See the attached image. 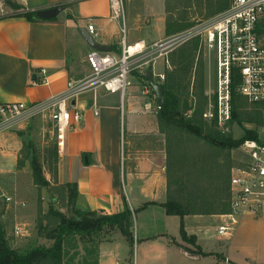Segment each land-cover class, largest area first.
<instances>
[{
    "label": "crops",
    "instance_id": "1",
    "mask_svg": "<svg viewBox=\"0 0 264 264\" xmlns=\"http://www.w3.org/2000/svg\"><path fill=\"white\" fill-rule=\"evenodd\" d=\"M22 4L31 12L56 6L64 9L52 19L0 14V104L49 99L64 92L69 79L88 74L87 55L92 47L84 36L90 19L99 31L96 41L108 45L110 52L119 51L121 23L110 18L108 0H24ZM125 6L129 43L167 36L166 0H125ZM43 68L50 75L48 84L38 82ZM166 68L170 65L159 59L146 72H152L154 82L161 84L158 74H164ZM139 74L130 77L125 95L98 89L73 99L71 108L79 110L82 118L68 129L64 146L58 149L56 184L77 185L80 209L116 214L124 210L126 201L133 213V252L120 230H108L98 247V264H135L141 258L152 263L158 256H173L171 264H216L217 254L229 264H264V207L256 217L245 214L229 238L219 234L222 214L186 215L187 235L195 236L197 245L210 254L187 251L191 246L181 238L179 216L168 214L160 205L170 199L169 138L159 121L156 92L143 94L150 81ZM31 121L0 130V174L18 163L24 139L18 131H24ZM43 128L46 130V125ZM14 203L17 201H9ZM147 203L156 204L145 206ZM19 206L25 207L26 202ZM8 214L11 219H6V214L1 218L7 223L6 240L11 248L20 250L30 242V235L15 236V228L24 222H17L16 211ZM145 246L151 251L141 250ZM158 249L162 255H157Z\"/></svg>",
    "mask_w": 264,
    "mask_h": 264
},
{
    "label": "rangeland",
    "instance_id": "2",
    "mask_svg": "<svg viewBox=\"0 0 264 264\" xmlns=\"http://www.w3.org/2000/svg\"><path fill=\"white\" fill-rule=\"evenodd\" d=\"M217 1L166 0L167 19L177 24H191V27L201 22L211 21L221 13L218 11ZM227 1L230 2V0H221L222 4ZM195 43H197V49L194 51L191 67L180 74V69L185 66L175 64V58L178 57L181 48L186 45L192 46ZM169 62L170 68H166L164 73L165 80L160 81L161 85L163 87L165 85L167 89V95L164 96L165 101L170 104L178 117L187 120L186 114L191 111L192 117L189 121L217 129L204 118V113L209 109L210 97L213 96L215 89L214 53L205 48L200 36H194L171 53ZM141 75L144 77V74ZM235 91L237 117L222 130V134L233 139H240L245 134V130L252 129L256 130L259 139L264 141V122H259V120H264V105L250 103L237 92L236 88ZM32 119L33 121L26 125L27 128L24 131H18L23 133L25 142L18 163L9 165L0 174V223L5 229V236L7 234L6 222L1 221V218L3 214H6V219H11L8 212L14 213L15 211L18 217L17 222H24L19 227L24 228L30 235L28 238L30 242L20 251L42 245L51 246L54 243L51 238L53 230L59 223V217L52 213V210L70 215L73 206L68 195L69 189L56 184L58 144L56 136L48 132L49 129H53V126L40 116ZM45 125L46 130L43 128ZM163 129L169 138L170 147L168 165L171 184L170 199L183 203L196 199L198 205L205 207L213 205L218 209L220 202L215 201L218 196L222 197V207L229 204L231 170L235 166H241L244 158L239 147L231 151L227 148L220 149L184 130L166 126ZM31 159L36 161L42 174L50 181L49 187L37 186L34 183ZM220 192L221 196L218 195ZM7 197H12L17 204L10 205ZM22 202H26V206L20 208L19 205ZM109 233L110 231L106 229L90 235L67 237L60 264H98L99 244L106 239V234ZM133 235L136 236L135 230ZM134 244L135 240L131 251ZM135 248L137 250V247ZM141 250L151 251L148 246ZM155 251L157 255L163 254L162 250ZM172 257L158 256L159 259L152 260V263H145V259L141 258L137 259L135 264H171ZM136 258H138V251Z\"/></svg>",
    "mask_w": 264,
    "mask_h": 264
},
{
    "label": "built area",
    "instance_id": "3",
    "mask_svg": "<svg viewBox=\"0 0 264 264\" xmlns=\"http://www.w3.org/2000/svg\"><path fill=\"white\" fill-rule=\"evenodd\" d=\"M24 0H0V14L25 12ZM84 1V0H83ZM110 18L121 23V42L117 53L92 48L87 55L90 72L79 79H69L64 92L49 99L26 104L10 102L0 104V130L10 129L20 121L36 116L48 118L56 136L58 149H62L66 132L82 118L71 102L82 93L103 89L125 95L134 72L145 74L157 60L169 66L171 53L194 36H200L205 48L215 55V89L210 97L204 118L222 132L233 120V87L250 103L264 105V0H230L229 7L214 19L201 22L175 34L152 42L144 40L129 43L125 0H108ZM15 5L22 8L17 9ZM87 30L97 40L99 31L92 19ZM39 84H48V70L42 69ZM165 74L158 78L165 80ZM153 90L144 85L143 94ZM160 108V107H158ZM189 119L191 111L186 114ZM244 158L241 166L231 170L229 194L230 210L222 214L219 234L233 235L245 214L258 216L264 207V141L248 139L239 147ZM7 197V201H11ZM25 229L16 227L15 236H28ZM216 264H229L227 260ZM189 264H207L192 262Z\"/></svg>",
    "mask_w": 264,
    "mask_h": 264
},
{
    "label": "trees",
    "instance_id": "4",
    "mask_svg": "<svg viewBox=\"0 0 264 264\" xmlns=\"http://www.w3.org/2000/svg\"><path fill=\"white\" fill-rule=\"evenodd\" d=\"M219 3L218 11H223L229 7L230 2L223 3L218 0ZM17 9L22 8L20 5H15ZM18 16L27 17L30 20L37 18L36 12L25 11L16 13ZM191 24H177L169 19L166 23V34L172 35L182 30L191 27ZM264 33V30L262 31ZM191 43V42H190ZM197 49V43L192 46H184L178 52V57L175 58V64L184 65L183 69H180V74H183L191 67V60L194 55V51ZM146 78V76L144 77ZM146 80H148L146 78ZM166 86L164 85V96L167 95ZM235 87H233V119L237 117L235 112ZM158 117L160 123H163L167 128L184 130L189 134L195 135L201 141H204L212 146H216L220 149L227 148L232 150L234 148L240 147L244 141L248 139L259 141V134L256 130L247 129L245 134L240 139H233L232 137H227L218 129L207 128L206 124L198 125L189 119L183 117H178L177 114L171 109L170 104L165 101L163 107L159 108ZM259 122H264V120H259ZM23 136V133H19ZM23 143L25 144L24 140ZM29 159V158H28ZM33 169V180L37 186L49 187L50 181L42 174L40 167L37 165L34 159L30 160ZM170 178L168 175V186L170 189ZM62 188L69 189V198L73 204L70 215H65L60 211L52 210V213L59 217V223L57 227L53 230L51 238L54 243L51 246H37L26 251H20L19 249H13L9 246L6 236L5 229L0 223V264H60L63 259L64 253V242L67 237L72 235H90L93 233H98L104 229L112 230L118 229L127 238L130 244H133L134 239L131 233L132 226V211L125 201V207L122 212L116 214H105L98 211H87L82 210L77 206V185L68 183L66 185H61ZM221 196V192L218 194ZM230 196V194H229ZM216 202H220L219 208L205 207L198 205L195 200H190L187 203H183L178 200L169 199L165 203H161L168 214L176 215L180 218V235L183 241L189 244L191 247H187V251L191 253H197L199 255H209L210 253H204L199 245H197V239L195 236H188L185 230L184 218L188 214H205V213H216L225 214L230 210V204L223 205L222 207V197L215 199ZM149 204L156 203H147ZM218 261H225L223 255L217 254Z\"/></svg>",
    "mask_w": 264,
    "mask_h": 264
},
{
    "label": "water",
    "instance_id": "5",
    "mask_svg": "<svg viewBox=\"0 0 264 264\" xmlns=\"http://www.w3.org/2000/svg\"><path fill=\"white\" fill-rule=\"evenodd\" d=\"M64 9L63 6H56V7H51L48 9H41L36 12L37 17L41 19H52L56 17L62 10ZM86 42L90 45V47L101 50V51H109L110 47L108 45H105L103 43H100L96 41L88 32L85 36ZM147 77L149 78L150 83L153 86V89L156 92V97L158 101L159 107H163L165 104V99H164V87L161 84L155 83L152 77V72L147 73ZM74 103V101H73Z\"/></svg>",
    "mask_w": 264,
    "mask_h": 264
}]
</instances>
